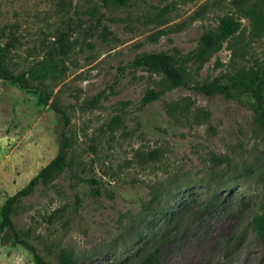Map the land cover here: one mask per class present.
Listing matches in <instances>:
<instances>
[{"label": "rangeland", "instance_id": "obj_1", "mask_svg": "<svg viewBox=\"0 0 264 264\" xmlns=\"http://www.w3.org/2000/svg\"><path fill=\"white\" fill-rule=\"evenodd\" d=\"M259 2L0 0V55L29 81L0 78V205L56 154L62 130L69 140L68 165L12 213L48 260L67 252L71 264H135L164 241L159 264H264L250 224L264 205L253 98L194 87L264 65V30L244 15ZM230 13L238 34L188 59L184 84L133 65L144 52L188 56ZM0 264H34L7 230Z\"/></svg>", "mask_w": 264, "mask_h": 264}, {"label": "trees", "instance_id": "obj_2", "mask_svg": "<svg viewBox=\"0 0 264 264\" xmlns=\"http://www.w3.org/2000/svg\"><path fill=\"white\" fill-rule=\"evenodd\" d=\"M105 3L123 4L127 0H103ZM264 1V0H262ZM246 15L252 24V32L264 30V3L252 4L244 8ZM241 22L235 14H225L220 17L215 27L205 30L198 40L196 47L186 57H178L166 51L144 52L137 55L133 60L134 66H142L145 69L162 73L170 78L175 85L185 83L184 63L188 59L203 61L213 52L219 50L225 40L235 37L240 30ZM0 78L5 81L16 83L21 87H28L29 81L22 73H14L0 55ZM197 90L207 95L222 94L228 98L236 97L239 92H248L253 98L250 109L254 113L258 123L264 128V65H249L242 67L227 81L214 78L203 81L194 86ZM42 98V97H41ZM46 102L47 99L43 98ZM52 108L63 120V126L68 124V116L56 101L51 102ZM69 140L64 131L60 132L59 147L56 154L28 182L14 193L8 195L0 205V230H7L13 242L27 248L33 255L34 264H54L48 260L36 247V245L23 235L15 226L12 213L16 203L23 197L32 193L39 183H45L50 177L61 171L68 165L67 148ZM250 224L257 237L264 243V205L260 212H256ZM164 241L157 242L153 248L144 253L135 264H159ZM59 264L73 263L71 253L63 252L58 258Z\"/></svg>", "mask_w": 264, "mask_h": 264}]
</instances>
